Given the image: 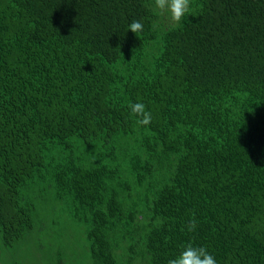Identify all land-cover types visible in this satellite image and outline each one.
Segmentation results:
<instances>
[{
    "label": "trees",
    "instance_id": "16d2710c",
    "mask_svg": "<svg viewBox=\"0 0 264 264\" xmlns=\"http://www.w3.org/2000/svg\"><path fill=\"white\" fill-rule=\"evenodd\" d=\"M52 207L86 264H264V0H0L2 246Z\"/></svg>",
    "mask_w": 264,
    "mask_h": 264
},
{
    "label": "rangeland",
    "instance_id": "374dc122",
    "mask_svg": "<svg viewBox=\"0 0 264 264\" xmlns=\"http://www.w3.org/2000/svg\"><path fill=\"white\" fill-rule=\"evenodd\" d=\"M44 211L51 214H39L37 227L18 247L4 248L0 242V264H86L84 241L74 235L70 221L64 222L65 213L53 207Z\"/></svg>",
    "mask_w": 264,
    "mask_h": 264
},
{
    "label": "clouds",
    "instance_id": "9594fccd",
    "mask_svg": "<svg viewBox=\"0 0 264 264\" xmlns=\"http://www.w3.org/2000/svg\"><path fill=\"white\" fill-rule=\"evenodd\" d=\"M154 6L158 10V14L167 17L173 27L178 26L185 15L190 13V0H154ZM128 29L133 33L142 32L143 24L139 19H136L128 25ZM129 108L132 114L140 117L137 120L139 125L151 123V113L145 110L143 103H130ZM196 226L197 222L192 218L188 221L187 230L192 232ZM167 264H217V261L204 247L187 244L175 258L168 260Z\"/></svg>",
    "mask_w": 264,
    "mask_h": 264
}]
</instances>
